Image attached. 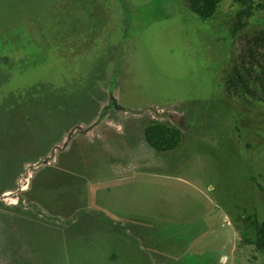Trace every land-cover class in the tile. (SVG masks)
Wrapping results in <instances>:
<instances>
[{"label":"rangeland","instance_id":"374dc122","mask_svg":"<svg viewBox=\"0 0 264 264\" xmlns=\"http://www.w3.org/2000/svg\"><path fill=\"white\" fill-rule=\"evenodd\" d=\"M242 8L0 0V264H264L247 242L264 104L227 84L264 0L243 26ZM155 122L181 130L176 149L146 143Z\"/></svg>","mask_w":264,"mask_h":264},{"label":"trees","instance_id":"16d2710c","mask_svg":"<svg viewBox=\"0 0 264 264\" xmlns=\"http://www.w3.org/2000/svg\"><path fill=\"white\" fill-rule=\"evenodd\" d=\"M234 1L241 3L243 6L238 13V20L242 23L245 17L252 15V3L255 0ZM185 2L189 9L202 20L213 18L220 6V0H185ZM240 25L243 26V23ZM244 42L245 49L238 54L227 79L228 91L234 95L243 96L245 104L251 101L250 98L264 104V29L246 38ZM181 137L182 133L178 127L161 122L148 124L144 129L146 143L158 152L176 149L181 143ZM262 191L264 192V187H262ZM106 235L113 236L109 234V231ZM247 242L254 245L258 250H264V222L256 224V239ZM118 244L123 246L122 242ZM123 249L124 247H121L119 250ZM123 252L119 251L117 253L112 249L107 260L109 261L111 258L113 264L119 262L117 259L124 262L126 260L122 257Z\"/></svg>","mask_w":264,"mask_h":264},{"label":"crops","instance_id":"0c3cea01","mask_svg":"<svg viewBox=\"0 0 264 264\" xmlns=\"http://www.w3.org/2000/svg\"><path fill=\"white\" fill-rule=\"evenodd\" d=\"M3 192H7V190H6V191H3ZM114 236H115V235H114ZM122 257H123L125 260H127V256H126V253H125V252L122 253Z\"/></svg>","mask_w":264,"mask_h":264}]
</instances>
